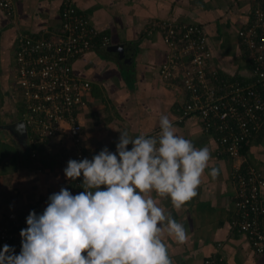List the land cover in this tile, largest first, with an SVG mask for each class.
Instances as JSON below:
<instances>
[{
	"label": "crops",
	"instance_id": "crops-1",
	"mask_svg": "<svg viewBox=\"0 0 264 264\" xmlns=\"http://www.w3.org/2000/svg\"><path fill=\"white\" fill-rule=\"evenodd\" d=\"M66 1L110 41L107 47H101L98 42L72 62L73 73L91 84L88 106L77 118L82 150L92 153L107 147L114 152L119 132L128 131L131 136L151 134L160 130L161 114L168 115L179 135L191 139L198 148L210 149L213 159L209 169L220 170L215 180L207 174L202 178L197 196L181 210H175L170 201H162L188 232V239L182 244L166 239L174 264H203L211 256L221 257V264H264V253H254L246 237L230 228L235 197L230 170L239 161L216 156L214 137L203 129L197 116L189 115L177 122V108L186 100V93L178 78L163 79L159 75L158 69L165 62L169 48L156 31L146 33L149 26L163 21L198 25L208 38L213 66L226 76L247 75L249 66L240 59L242 48L236 31L247 22L255 0H14L11 18L0 10V106L4 110L9 109L6 103L14 99L12 94L5 96L11 90L6 76L10 68V75L13 74L18 35L57 34ZM231 24H235L234 32ZM13 104L11 110L2 113L7 124L20 119L16 101ZM7 134L4 131V138L2 132L0 140L9 145L8 138L12 137ZM64 140L58 145L65 152L59 154L60 163L66 167L75 158L73 147ZM250 141L247 152L241 156L246 165L259 169L264 176V123ZM40 163L43 167L40 169L47 172L41 183L50 192L45 191L37 203L32 199L29 203L23 201L20 209L14 202L9 203L7 212L0 214V224L33 207L44 210L48 197L65 183L64 172H50L51 161L41 158ZM262 195L264 199V190ZM15 210L17 215H12Z\"/></svg>",
	"mask_w": 264,
	"mask_h": 264
},
{
	"label": "built area",
	"instance_id": "built-area-1",
	"mask_svg": "<svg viewBox=\"0 0 264 264\" xmlns=\"http://www.w3.org/2000/svg\"><path fill=\"white\" fill-rule=\"evenodd\" d=\"M0 10L8 18L14 12V0H0ZM156 31L169 48L159 67L163 79L178 78L186 100L177 108V122L195 115L216 145V156L237 160L230 170L235 186L234 218L230 228L244 235L256 254L264 253V176L259 169L246 165L240 154L264 123V0H255L247 22L236 31L238 43L247 53V75H224L212 64V51L203 29L191 23L163 21L146 29ZM107 47L102 36L70 2L60 13L59 32L47 37L20 34L13 55V81L16 103H20L27 132V145L34 147L63 139L74 149L75 160L91 159L92 153L80 147L79 113L87 106L91 91L89 81L76 76L72 62L97 43ZM159 130L151 133L156 135ZM244 162V164H243ZM82 178L64 179L62 187L73 195L83 191ZM61 187V188H62ZM31 211L10 217L0 224V249L7 244L19 254L20 231L27 227ZM222 258L211 256L203 264H221Z\"/></svg>",
	"mask_w": 264,
	"mask_h": 264
},
{
	"label": "clouds",
	"instance_id": "clouds-1",
	"mask_svg": "<svg viewBox=\"0 0 264 264\" xmlns=\"http://www.w3.org/2000/svg\"><path fill=\"white\" fill-rule=\"evenodd\" d=\"M159 129L119 132L114 152L104 147L91 159H70L64 176L82 178L83 191L62 187L42 214L31 211L19 254L3 245L0 264H174L166 239L182 244L188 232L162 201L181 210L202 178L215 180L220 170L209 169L210 149L179 135L168 115L161 114Z\"/></svg>",
	"mask_w": 264,
	"mask_h": 264
},
{
	"label": "rangeland",
	"instance_id": "rangeland-1",
	"mask_svg": "<svg viewBox=\"0 0 264 264\" xmlns=\"http://www.w3.org/2000/svg\"><path fill=\"white\" fill-rule=\"evenodd\" d=\"M231 27V30L235 31V24ZM11 68L7 72L6 80L8 78V83L10 82V92H6L5 96L12 97L14 99L10 100L6 103L11 110L14 107L13 102L16 101V93L14 92V81L13 74L10 75ZM8 88V87H7ZM15 109V108H14ZM5 110L0 106V137L4 135L3 126L8 125L4 114ZM2 129V130H1ZM3 132V135H2ZM9 134V133H8ZM7 134V135H8ZM10 135V134H9ZM11 136V135H10ZM6 138V135H4ZM8 138V136H7ZM2 139V137H1ZM9 144L13 143L17 145L16 142L12 138H8ZM48 144L49 142H51ZM59 141V142H58ZM62 139H51L50 141H46L43 144L35 146L32 150H29V145H27L26 150H23L22 154H24V162L20 163V167L15 172L7 175L0 176V214L2 212L6 213L7 209L10 208L11 205L9 203L14 202L16 208L23 207V201L29 203L32 199L34 203H37L38 200L42 199L44 196L42 194L47 191L50 192L49 188L41 183V179L47 173H45V169L41 170V158L51 161L53 163L52 169L49 170L51 173L62 174L63 170L61 168H65V165H62L61 156L59 154H64L65 152L62 150L63 148L58 143H61ZM46 144V146H44ZM48 144V145H47ZM12 145V144H11ZM31 148V147H30ZM52 159V160H51ZM54 160V161H53ZM45 161V160H44ZM41 168V169H40ZM59 169L61 171H59ZM52 177V175H50ZM39 195L36 196V194ZM15 212V213H14ZM13 214L17 215V211L15 210Z\"/></svg>",
	"mask_w": 264,
	"mask_h": 264
},
{
	"label": "trees",
	"instance_id": "trees-1",
	"mask_svg": "<svg viewBox=\"0 0 264 264\" xmlns=\"http://www.w3.org/2000/svg\"><path fill=\"white\" fill-rule=\"evenodd\" d=\"M240 59L241 61H244L247 66L250 65L249 61L247 60V53L243 49ZM16 107H17V111H19L18 114L20 116L21 107L19 102L16 103ZM11 144L12 145L10 144L8 145L6 142H2L0 140V176L15 172L20 167L21 165L20 163L24 162V154H22L23 149H21L17 145H14L13 143ZM248 146L249 143L247 145H242L240 148V154H245L248 150ZM34 147L31 148L29 147V150H32Z\"/></svg>",
	"mask_w": 264,
	"mask_h": 264
},
{
	"label": "water",
	"instance_id": "water-1",
	"mask_svg": "<svg viewBox=\"0 0 264 264\" xmlns=\"http://www.w3.org/2000/svg\"><path fill=\"white\" fill-rule=\"evenodd\" d=\"M3 130H6L16 142L17 146L23 150L27 148V132L22 120L4 125Z\"/></svg>",
	"mask_w": 264,
	"mask_h": 264
}]
</instances>
